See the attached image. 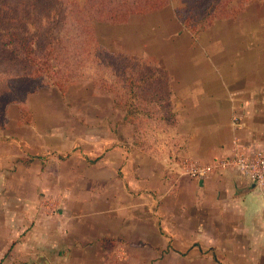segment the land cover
<instances>
[{"label": "crops", "instance_id": "0c3cea01", "mask_svg": "<svg viewBox=\"0 0 264 264\" xmlns=\"http://www.w3.org/2000/svg\"><path fill=\"white\" fill-rule=\"evenodd\" d=\"M174 10L130 15L114 31L118 50L167 69L185 158L210 166L236 147L264 149L258 20L195 35ZM66 95L28 94L17 131L0 134V264H264V192L251 180L234 169L193 177L124 117L82 129Z\"/></svg>", "mask_w": 264, "mask_h": 264}, {"label": "rangeland", "instance_id": "374dc122", "mask_svg": "<svg viewBox=\"0 0 264 264\" xmlns=\"http://www.w3.org/2000/svg\"><path fill=\"white\" fill-rule=\"evenodd\" d=\"M11 1L18 9L16 11L22 13L25 19L16 24L0 20L2 32H5L4 28L18 27L17 30L25 28L23 34L29 35L30 31L36 32L38 26H43L52 34L44 48L32 43L27 47L26 54L29 55L27 61L35 60V63L31 64L32 67L45 66L42 77L44 87L54 85L60 88V85L55 84L56 82H60L63 87L68 86L65 90L66 99L63 102L66 115L80 116L82 129L88 125L86 120H90V117L112 115L113 118L121 121L122 117L129 114L126 119L131 120L129 123L131 132L134 133L136 140L152 146L158 144L164 153L172 148L173 152L177 153L175 157L181 167L197 163L185 158L183 153L185 144L182 138L175 135L178 117L172 91L170 94L167 92L168 86L163 77L158 75L154 78L157 73L155 71L161 66L159 61L156 62L146 56L142 57L141 62L129 59H121L124 65L115 62V51L120 50L114 28L123 22L94 21L95 33L91 35L93 38L86 34L84 25L87 24V15L91 19L96 17V11L90 6L96 5L98 0H41V3L34 0ZM189 1L171 0L169 5H173L176 10ZM240 1L230 0L228 6H237ZM5 3H8V0H0V7L6 8ZM193 9V12L199 11L197 7ZM245 16L246 18L252 16L258 20L259 34L264 36V0H249L244 11L236 18ZM198 20L197 24L200 26L205 23H201V19ZM217 20L225 19H216L214 22ZM193 26H197L195 21ZM87 38L89 44H86ZM4 40L7 41V36ZM13 40L19 50L23 52L26 49L21 46L22 42L19 39ZM101 48L104 50L100 51ZM108 54L114 57L108 58ZM48 60L54 67L49 70L50 75L45 73L46 64L42 65ZM16 65L15 69L0 64V85L14 80L10 82V86H6V89H0V134L3 135L17 131L15 126L17 120L23 119L22 116H26L27 113L26 108L22 109L20 106L21 103H25L27 96L16 97L14 102L10 100V92L11 89L13 90L11 85L25 76V73L19 69L20 65ZM37 78V74H34L30 77V82L38 80ZM93 91L112 95L119 107L113 110L111 102L106 101L104 97L93 98ZM13 94L18 96L21 93L17 89Z\"/></svg>", "mask_w": 264, "mask_h": 264}, {"label": "trees", "instance_id": "16d2710c", "mask_svg": "<svg viewBox=\"0 0 264 264\" xmlns=\"http://www.w3.org/2000/svg\"><path fill=\"white\" fill-rule=\"evenodd\" d=\"M34 1H39L41 3V0ZM170 1L171 0H98L96 5L92 4V6H90L96 11V17L92 18V20L87 15V24L84 25L86 34L88 37H91V35L95 33L94 21L101 20L106 22L110 21L111 23H122L125 22L132 14H144L160 10L164 6L168 5ZM248 1L249 0H241L237 3V6L229 7L228 4L230 3V0L224 2L223 0H190L187 4L179 6L175 12L184 28L197 35L212 25L216 19L236 18L239 13L244 11ZM5 6L7 7H0V20H7L10 24H16L18 21L25 19L22 13L16 11L18 9L13 5L11 0H8V3H5ZM194 7H197L199 11L193 12ZM198 19H201V23H205L200 26L197 24V21H199ZM193 21H195V24L197 25L196 27L193 26ZM17 28L18 27L4 28L5 32H2L3 30L0 28V64L8 67H15V69L17 68L16 64H18L20 65L19 69L25 73V76L29 75L28 77L23 76L20 80H16V84L11 85L13 90L11 89L10 92V100L13 102L16 97L19 98L21 96H27L28 94L36 92L40 88L44 87L45 84L42 79L44 75V64H46L45 73L48 75H50L49 70L53 67L49 60L42 63L44 66L42 68L39 66H31L32 63H35V60L27 61V58L29 57V55L26 54L28 52L27 47H29L31 43L44 48L47 41L51 39L52 34L48 33L47 28L38 26V30L36 32L30 31L29 35L23 34V32L26 31L25 28H19L18 30ZM5 36H7V41L4 40ZM14 38L19 39L22 42L21 46L26 48L23 52L16 47V43L13 40ZM92 38L93 37H91V39ZM86 44H89V38L86 39ZM102 50L104 49L101 48L100 51ZM115 52L116 57L108 54V58L112 59V57H114L116 59L115 62H119L122 65H124V62L122 61L123 59L135 60L137 62L143 61L142 57L134 54H128L117 50ZM150 58L158 62L154 57ZM122 65H120V67H122ZM155 72L157 73H155L154 78L158 75L163 77L168 86L167 92L170 94V77L167 69L160 66V68ZM34 74H37L38 80H32V82H30V77ZM10 82H14V80H11ZM10 82L7 81L6 83L0 85V89H6V86H10ZM55 84L60 85V89L62 91L67 90L68 86L63 87L60 82H56ZM17 89H19L21 93L18 94V96L13 94V92ZM115 107H119L118 102H115ZM130 112H132V110ZM128 115L129 114L124 116L125 121L128 120L126 119ZM129 122H131V120H129Z\"/></svg>", "mask_w": 264, "mask_h": 264}, {"label": "built area", "instance_id": "2783aa9c", "mask_svg": "<svg viewBox=\"0 0 264 264\" xmlns=\"http://www.w3.org/2000/svg\"><path fill=\"white\" fill-rule=\"evenodd\" d=\"M183 168L186 173L196 178H203L214 169H234L264 192V149L262 148L236 147L230 155L217 158L210 166L190 163Z\"/></svg>", "mask_w": 264, "mask_h": 264}]
</instances>
